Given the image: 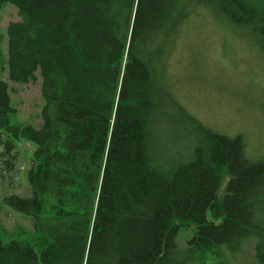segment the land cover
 <instances>
[{"label":"trees","instance_id":"obj_1","mask_svg":"<svg viewBox=\"0 0 264 264\" xmlns=\"http://www.w3.org/2000/svg\"><path fill=\"white\" fill-rule=\"evenodd\" d=\"M6 4L20 17L0 66V176L10 186L18 143L33 149L27 189L1 201L34 234L18 241L0 227V264H235L252 238L264 264V159L245 134L188 110L176 66L200 19L247 34L264 59V0ZM37 78L40 125L15 123L11 84ZM190 223L197 230L180 248Z\"/></svg>","mask_w":264,"mask_h":264},{"label":"rangeland","instance_id":"obj_2","mask_svg":"<svg viewBox=\"0 0 264 264\" xmlns=\"http://www.w3.org/2000/svg\"><path fill=\"white\" fill-rule=\"evenodd\" d=\"M19 20L18 10L13 5L6 4L0 10L1 67L5 66L7 26ZM181 47L184 48L176 63L177 86L188 110L222 134L232 137L245 134L250 153L264 159V59L261 49H256L259 52L256 58L247 34L236 35L229 29L224 33L214 21L204 19L194 24L187 42ZM6 71L0 69V77L6 79ZM11 87L16 89L12 94L18 114L14 122L39 127L43 103L40 78L35 83L11 84ZM31 146V143H18L19 157L12 186L0 176V227L15 234L12 239L28 242L34 234L30 219L10 211L1 200L6 194H21L27 189L25 171L30 161L25 153L33 149ZM171 148L176 151L178 146L171 145ZM196 230L194 223L184 225L177 238L178 246L185 248ZM254 244V238L246 241L241 252L235 255L234 263L254 264Z\"/></svg>","mask_w":264,"mask_h":264}]
</instances>
